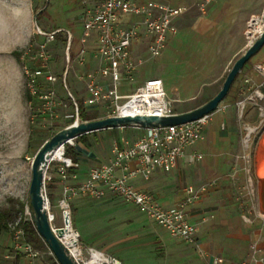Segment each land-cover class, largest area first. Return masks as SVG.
Segmentation results:
<instances>
[{
	"label": "rangeland",
	"instance_id": "374dc122",
	"mask_svg": "<svg viewBox=\"0 0 264 264\" xmlns=\"http://www.w3.org/2000/svg\"><path fill=\"white\" fill-rule=\"evenodd\" d=\"M29 2L34 9V34L24 45L0 53V210L3 214L1 221L7 225L0 233V264H59L44 240L39 246L32 244L39 252L33 256L28 254L24 247L19 246L22 242L16 238V234L20 228L24 230L25 221L33 219L29 191L32 162L36 153L45 141L59 130L72 124L76 119L86 120H82L78 113V103L81 99L73 92L75 98H72L68 93L69 86L67 87L63 82L66 67L69 63L72 64L73 59L71 49L69 59L67 58V33L64 30L57 32L55 39L48 45L51 55L49 72L56 76V81L50 83L42 76L44 82L41 84V89L54 88L56 92L57 105L53 110L45 108L37 97L30 94L26 67H32L33 63L27 56L24 57L23 53L28 46H35L38 42L44 41V36L37 32V26L47 32L68 27L80 11L84 12L87 9L88 3L87 0H29ZM180 3L189 6L183 14L190 13L192 8L197 12L205 13L208 7L201 9L187 1ZM251 18L255 19L253 26L248 24ZM251 18L245 24L248 47L264 31V9ZM70 30L74 45L77 41L80 42V38L83 43H89L91 40L94 44L92 42L95 40L94 32L88 37L83 34V21H79L78 27ZM203 41L204 36L201 32L191 34L184 28L179 40L172 46L169 59L164 58L165 62L160 61L159 58H162L160 55L150 58L140 66L137 81L129 83L128 88L134 91L139 79L159 74L166 76L174 86L173 94H168L173 112L187 111L205 103L221 89L234 63L223 72L217 68H210L211 64L205 63L202 59ZM253 57L254 91L259 88L264 95V71L257 68L258 64L264 65V45L247 63H251ZM12 59L15 60L16 75L11 73V68H7ZM3 71L7 72L8 76H5L4 81L1 79ZM240 73L231 89L239 79ZM7 80L10 82L6 83ZM56 83L59 88L64 89L65 95L59 94ZM231 89L219 106L232 104L237 112H231L232 117L221 120L225 122L226 129L221 130L219 126L215 136L218 139L216 152L232 154L235 160L227 176L219 179L225 185V192L230 194L232 202L237 206V214L242 220L246 222L245 220L254 217L256 223L255 219L261 217L258 177L262 176L261 168L264 166V97L263 99L255 97L254 101L245 100L243 112H240L237 101L245 96L242 94L231 99ZM111 104V100H102L96 105L86 106V112L91 118L88 120L113 115ZM248 105L254 106V112L246 111ZM260 107H263V112ZM230 128L233 130H229ZM76 140L77 137L73 142ZM73 144L65 143L64 151L67 146ZM50 166L52 167V164ZM216 179L218 180V178L214 180ZM214 180L193 186L197 191L203 190V187L207 189L216 185ZM48 181L46 191L51 211L55 213L54 223L60 226L63 222L58 206L59 199L52 197ZM203 196L202 193L198 200ZM71 207L72 223L81 233L80 240L85 247L93 246L103 251L110 259H124L128 264H176L172 252H168L164 243L156 240L152 227L144 222L139 223L140 215L129 207L98 204L86 197L73 200ZM170 236L171 239L176 240V236L171 234Z\"/></svg>",
	"mask_w": 264,
	"mask_h": 264
},
{
	"label": "crops",
	"instance_id": "0c3cea01",
	"mask_svg": "<svg viewBox=\"0 0 264 264\" xmlns=\"http://www.w3.org/2000/svg\"><path fill=\"white\" fill-rule=\"evenodd\" d=\"M170 1L173 3L182 1L192 3L191 0ZM97 2L98 0H87V9L94 7ZM263 7L264 0H216L208 5L205 13L197 12L192 8L190 13L182 14L176 19L177 32L169 36L167 45L160 55L162 58L159 60L165 62L169 59L172 46L179 40L185 28L191 34L194 32L203 34L204 52L202 54L204 58L202 56V59L205 63L209 62L212 69L217 68L222 72L225 71L248 48L245 35L246 21L260 14L264 9ZM33 12V6L29 0L0 1V53L28 42L35 30ZM84 12L80 11L65 28L70 30L73 27H78ZM89 41L88 44L83 43L80 38V42L77 41L75 45L74 40L71 41L72 64L67 65L63 78L66 86L70 87H68V93L71 94L72 98H75L73 93L80 98L85 108L90 106L86 102L89 97L87 90L89 75L93 74L99 82L105 81L99 73L103 59L96 55L95 40L92 41L94 44L91 43V40ZM148 41V36H142L132 50V55L138 62L135 81H137L140 66L153 57L148 51ZM8 67L12 69L11 73L16 75L15 60H10ZM240 72L239 79L232 89L230 88L231 99L242 94L245 96L254 88V57L251 63H247ZM1 73L2 80L5 79V76L8 77L7 72ZM152 77L161 78L167 95L173 94L174 86L164 75H148V77L139 79L138 85ZM9 82V80L6 81V83ZM127 85L129 83L121 85V92L124 94L133 92ZM126 86L127 88H125ZM56 87L60 95H65L64 89L59 88L58 83H56ZM246 111L254 112V106L248 105ZM231 112H237L234 105L219 106L206 125L203 137L187 149L186 154L179 159L173 170L165 171L161 168H155L150 171L148 177L138 175L131 179V183L136 188L151 192L164 207L168 208L175 206L185 198V186L197 185L201 182L204 184V181L218 178V180H214L216 185L203 190L202 199L189 206V220L198 227L196 243L179 237H175L176 240L171 239V233L166 228L149 220L137 206L124 201L120 196H107L99 199L77 195L72 198V201L86 197L98 204L129 207L140 215L138 216L139 223L144 222V224L152 227V231L157 237L156 240L164 243L167 251L172 252V258L176 264H214L215 257H219L221 260L218 264H240L250 256V245L253 242H256L264 250V216L261 215L259 219H255L256 223H254V217L244 222L237 214V206L232 202L230 194L225 192V185L219 179V177L227 176L235 160L232 154L216 152L218 148L216 130L219 126L221 130L226 129L225 122H221V120L232 117ZM229 130H233V128ZM144 132L145 128L141 127L115 126L92 133L86 140H76L71 145L74 148L75 159L71 157L76 166L71 170L75 176L71 177L70 181L78 183L85 180L92 168L107 163L113 158L115 144L133 142ZM193 153H200L202 157L200 159L193 158ZM56 165L57 163L52 164L50 169L52 177L48 184L52 197L60 199L63 183L55 172ZM131 165L134 166L135 163L132 162ZM79 236L81 238L80 232ZM118 260H120V264L122 262L128 264L124 259Z\"/></svg>",
	"mask_w": 264,
	"mask_h": 264
},
{
	"label": "built area",
	"instance_id": "2783aa9c",
	"mask_svg": "<svg viewBox=\"0 0 264 264\" xmlns=\"http://www.w3.org/2000/svg\"><path fill=\"white\" fill-rule=\"evenodd\" d=\"M193 5L204 9L216 0H191ZM189 6L185 3H173L170 0H99L97 4L85 10L83 25L85 36L95 34V52L103 59L99 73L105 79L99 82L93 74L89 75L87 90L88 105H96L102 100H111L113 115L136 114H170L172 103L164 88L161 78H149L131 92H121L123 83L135 81L138 62L132 55L134 45L146 35L149 38L148 51L156 57L164 51L170 35L177 32L176 19L182 15ZM254 18L248 22L254 25ZM37 32L44 36V41L35 46H28L23 53L33 63L26 67L28 75L27 85L30 94L37 97L45 108L55 109L57 97L54 88L41 89L42 76L46 81L54 83L56 76L49 72V43L55 39L57 32L64 30L67 33V58L72 41V32L61 28L54 31H44L39 26ZM257 68L264 71V65L258 64ZM249 81V80H246ZM65 83V80H64ZM66 85V84H65ZM255 93V94H254ZM263 99L264 95L259 88L250 90L245 97L237 101L240 112H243L245 100L254 101V98ZM123 100V101H122ZM131 103L137 105L130 106ZM128 110L122 113L123 108ZM263 112V107H260ZM208 113L193 121L155 126L145 128V132L133 142L115 144L113 158L104 164L90 170L88 177L78 183H72L71 171L76 166L73 158L63 154L60 158L49 160L44 173V191L48 216L53 229L64 227L65 231L74 234L73 240L59 239L66 246L69 254L78 264H114L117 259H110L103 251L93 247H85L80 240L78 230L72 223L71 200L77 195H86L92 198H105L120 196L124 201L132 203L143 211L149 220L166 228L172 235L189 242L196 243L198 227L189 220L188 209L196 202L203 190H196L193 185L185 186L186 196L172 207H164L151 192L136 188L131 179L142 175L148 177L150 171L161 168L171 171L184 156L187 149L203 137V132L212 118ZM71 143H74L73 141ZM193 158L200 159V153H193ZM57 163L55 172L63 183L62 194L58 201L61 210L62 225H56L55 213L51 211L49 196L46 191V182L51 179L49 171L51 164ZM132 162L135 163L132 166ZM261 215L264 213L260 211ZM249 220V219H247ZM16 238L22 243L25 251L33 256L39 252L33 245L26 241L23 228H20ZM219 257L214 258V264L220 262ZM240 264H264V250L256 242L250 245V256Z\"/></svg>",
	"mask_w": 264,
	"mask_h": 264
},
{
	"label": "water",
	"instance_id": "95a60500",
	"mask_svg": "<svg viewBox=\"0 0 264 264\" xmlns=\"http://www.w3.org/2000/svg\"><path fill=\"white\" fill-rule=\"evenodd\" d=\"M264 45V31L249 45L245 52L236 59L229 70L221 89L218 93L205 103L183 112H173L170 114H136V115H111L104 118H97L86 121L76 119L72 124L56 132L36 153L32 162V179L30 183V206L32 208L33 222L35 228L42 239L47 243L59 264H78L69 254L66 246L59 239L65 232L64 227L53 229L46 206L44 191V173L47 158H51V151L59 144L73 140L79 135L98 131L115 126H136L141 128L166 126L193 121L205 114L214 112L220 102L228 94L237 75L242 70L247 61L256 54ZM264 163V162H263ZM262 176L258 177L259 182V204L264 213V166ZM120 263V260L117 259Z\"/></svg>",
	"mask_w": 264,
	"mask_h": 264
},
{
	"label": "trees",
	"instance_id": "16d2710c",
	"mask_svg": "<svg viewBox=\"0 0 264 264\" xmlns=\"http://www.w3.org/2000/svg\"><path fill=\"white\" fill-rule=\"evenodd\" d=\"M78 104H79L78 105V113H79L80 118L82 120L91 119L89 117L88 113L86 112L84 103L82 101H80ZM96 132L97 131L84 133L82 135L77 136V139L78 140H86L90 134L96 133ZM65 154L68 156H72L75 159V153H74L73 146H71V145L67 146L65 149ZM71 170H73V168ZM2 215H3L2 211L0 210V233L7 227L6 223L1 221ZM24 230H25L26 240L28 242H30L31 244H33L34 246H39L40 243L43 241L42 237L39 235V233L37 232V230L35 228V224L33 222V219L27 220L24 222Z\"/></svg>",
	"mask_w": 264,
	"mask_h": 264
},
{
	"label": "bare ground",
	"instance_id": "6f19581e",
	"mask_svg": "<svg viewBox=\"0 0 264 264\" xmlns=\"http://www.w3.org/2000/svg\"><path fill=\"white\" fill-rule=\"evenodd\" d=\"M262 28H263V26H262ZM256 30V29H255ZM134 105H137V104H135V103H131V105L130 106H134ZM128 110V106H126V107H124L123 108V111L124 112H122V113H128V112H125V111H127ZM73 140H71V141H69V142H72ZM63 151H64V143L63 144H59L57 147H55L52 151H51V153H50V156H51V158H47V160H46V163L48 162V160H50V159H52V158H60L61 156H62V154H63ZM261 172H262V169H261ZM73 236H74V234L73 233H71L70 231H65V232H63V236H62V238L66 241H69V240H73ZM88 264H92V262L91 261H88L87 262ZM114 264H120L119 262H115Z\"/></svg>",
	"mask_w": 264,
	"mask_h": 264
}]
</instances>
